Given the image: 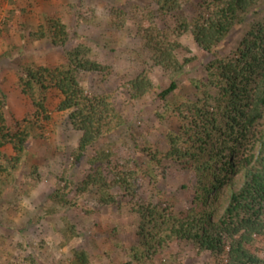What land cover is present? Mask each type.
<instances>
[{
  "label": "trees",
  "instance_id": "1",
  "mask_svg": "<svg viewBox=\"0 0 264 264\" xmlns=\"http://www.w3.org/2000/svg\"><path fill=\"white\" fill-rule=\"evenodd\" d=\"M183 1L154 0L157 7L137 23L138 34L153 63L172 75L170 84L158 94L165 110L180 121L178 130L169 129L166 133L167 151L136 143L139 152L148 153L144 166L132 154L120 161L123 155L113 150L112 143H107L89 157L88 174L77 192L91 189L104 205L114 204L112 185L134 196L141 174L148 175L164 158L172 160L194 175L193 181L183 184L189 188L190 203L177 210L166 191L159 190L156 201L131 205V210L139 214L140 245L132 247L135 259L140 261L154 253L156 244L163 241L160 234L165 232L167 236L189 240L216 257L225 255L227 264H264V259L249 247L255 235L264 233V1L198 0V9L192 17L183 15ZM122 2L113 10L119 17V26L125 23ZM249 14L253 19L247 22ZM157 15L163 24L156 22ZM169 16L175 18L174 24H167ZM74 28L60 17H49L32 33L54 45L66 46L76 38L80 41L65 49V60L61 63H24L18 81L21 92L32 101L34 111L30 117L10 123L4 110L6 94L0 91V196L17 187V173L29 140L36 134V125L42 118H50L46 100L51 88L61 96L57 108L67 110L73 127L81 131L73 152L75 165L82 163L95 142L127 123L111 94L89 93L80 83L81 71L109 73L111 67L93 57L92 47L81 41ZM237 28L242 29V36L236 48L229 54H218L219 46ZM187 31L201 47L215 54L205 65L206 79H193L199 92L196 99L175 95L176 75L182 74L193 58L181 61L176 53L181 47L179 37ZM127 84L133 99L143 97L154 86L145 69ZM171 93L174 97L169 99ZM7 145H11L12 153L5 148ZM104 165L110 166L114 174L111 182ZM36 171L34 168L31 176L35 177ZM65 172L49 195V214L57 212L59 205L79 204L70 197L74 183L66 178ZM239 175L243 180L236 188ZM61 180L65 183L61 184ZM86 212L91 213L92 209L87 208ZM216 214L218 217L214 219ZM64 231L69 238L79 232L69 221ZM72 254L70 264L91 262L87 249L73 248ZM28 261L43 264L33 256Z\"/></svg>",
  "mask_w": 264,
  "mask_h": 264
},
{
  "label": "rangeland",
  "instance_id": "2",
  "mask_svg": "<svg viewBox=\"0 0 264 264\" xmlns=\"http://www.w3.org/2000/svg\"><path fill=\"white\" fill-rule=\"evenodd\" d=\"M118 3L120 0H0V91L6 94L4 110L10 123L30 117L34 111L31 99L19 87L18 77L23 73L24 63H61L65 60V49L80 41L72 39L62 46L46 38H35L32 33L36 26L49 17H60L64 23L75 27L81 41L92 47L93 57L111 67L109 73L81 71L78 79L89 93L111 94L127 119L116 132L95 142L82 163L75 165L73 152L81 131L73 127L67 110L57 108L61 99L58 90H49L46 104L50 118H42L36 125V134L29 140L17 173V187L0 196V264H30L29 256L43 264H70L73 248L87 249L90 264H227L225 255L216 257L189 240L167 236L165 232L160 234L163 241L156 244L154 253L140 261L133 256L132 247L140 245V238L139 214L131 210L132 204L156 201L159 190L166 191L177 210L185 209L190 203L189 188L183 184L193 181L194 175L172 160L164 158L148 175L141 174L134 196L112 185L116 195L114 204L104 205L91 189L77 192L81 180L88 174L89 157L94 150L112 143L113 150L123 155L120 161L124 162V158L132 154L146 166L148 153L144 150L140 153L137 146L167 151V131L178 130L180 126L179 119L165 110L164 101L158 96L170 84L172 75L163 66L153 63L137 30L138 20L156 8V3L154 0H123L126 15L122 26L117 25L119 17L113 13ZM197 9L198 0L183 1V15L192 17ZM247 19L248 22L253 16L249 14ZM155 20L163 24L160 15ZM174 23L175 18L169 16L167 24ZM241 36L242 29L233 30L217 53L229 54ZM179 40L181 47L176 51L179 59L193 58L185 71L176 75L175 95L196 99L199 92L193 79H206L205 65L215 54L201 47L190 31L182 33ZM143 69L154 86L143 97L133 99L127 82ZM173 94L168 98H173ZM5 148L12 153L11 145ZM34 168L35 177L31 176ZM65 170L66 178L74 183L70 197L79 204L59 205L57 212L49 214V195ZM110 170V166L104 165L109 182L114 176ZM242 180V176H237L236 188ZM64 183L61 180V184ZM87 208L92 212L87 213ZM217 217L216 214L213 218ZM66 220L77 226L76 236L67 237ZM249 247L264 259V233L255 235Z\"/></svg>",
  "mask_w": 264,
  "mask_h": 264
}]
</instances>
